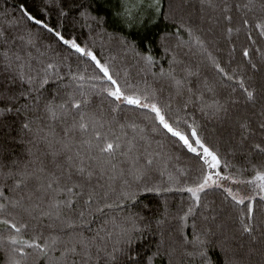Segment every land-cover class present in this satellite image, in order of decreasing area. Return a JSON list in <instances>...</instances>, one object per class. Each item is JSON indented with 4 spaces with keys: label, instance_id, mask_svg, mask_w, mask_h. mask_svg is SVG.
<instances>
[{
    "label": "snow or ice",
    "instance_id": "1",
    "mask_svg": "<svg viewBox=\"0 0 264 264\" xmlns=\"http://www.w3.org/2000/svg\"><path fill=\"white\" fill-rule=\"evenodd\" d=\"M49 3L61 18L56 25L19 8L67 55L40 44L31 30L9 35L0 28V249L7 248L8 264H153L155 258L172 264L178 250L213 264L214 248L231 254L225 264H239L232 242L243 237L250 251L258 243L264 254V216L257 217L258 205L264 211V45L253 39V32L264 38V0H200L201 11L209 10L200 24L185 19L179 0H150V13L141 11L142 0H125L115 13L125 28L161 19L175 25L158 37L169 65L159 72L150 43L141 51L120 36L124 55L143 65L138 79L116 56L98 52L95 41L63 33L62 20L70 16L90 31L106 22L90 0ZM242 32L248 43L236 61ZM221 42L228 45L223 63L214 54ZM193 46L213 69L211 79L180 58ZM147 74L167 82V95ZM196 110L214 127L192 115ZM153 133L171 140L190 163L170 167L179 157ZM13 144L23 147V157ZM142 193L163 198L160 215L131 210ZM170 193L187 194L174 217L178 238L166 231ZM147 234L157 237L148 254Z\"/></svg>",
    "mask_w": 264,
    "mask_h": 264
},
{
    "label": "trees",
    "instance_id": "2",
    "mask_svg": "<svg viewBox=\"0 0 264 264\" xmlns=\"http://www.w3.org/2000/svg\"><path fill=\"white\" fill-rule=\"evenodd\" d=\"M90 2L93 9V14L104 17L106 22L101 26L93 24L90 31L88 27L82 26V21H77L74 23L71 16L68 18H63L62 31L65 35H75L80 40H87L90 44L95 41V47L98 52H102L104 55L111 54L116 56L117 62L121 63L134 79L145 76V72L142 70L143 65L142 63L137 62L136 58L130 55H124L119 43L120 36H126L130 40H135L141 51H143L145 47H148L150 43L151 54L158 61V65L153 69V71L159 72L160 67L168 69L169 65L167 59L163 58V52L160 49L158 37L163 33L174 32L175 25L173 22L164 21L161 19L155 24H145L143 26H137L128 29L123 26L120 19L115 15L116 12L120 11L121 5L125 2V0H90ZM128 2L131 3L133 0H128ZM142 2L145 7L141 9V11L150 13V9L147 8L150 0H142ZM166 2L167 0H165V4ZM179 2L184 5V16L185 19L189 21V23L200 24L201 16L206 18V16L209 14L208 9H204L203 12L201 11L200 0H179ZM229 2L235 4L240 2V0H229ZM21 4H23L24 7L33 15L37 16L38 18L45 19L52 25H56L58 20H61V18L58 16L55 4L49 3V0H0V28H4L9 35H15L31 30L34 35L39 37L40 44H51L57 52L67 55L68 53L64 47L56 42L55 38L51 34L42 30L39 26L34 25L23 16L19 8ZM42 9H46L48 14L44 15V13L41 11ZM233 15L236 20H239L240 14L235 12V10H233ZM203 26L207 27V24L205 23ZM181 37L185 40L188 39L186 33L183 32L181 33ZM235 39L237 43L235 59L236 61H240L242 59L240 55V47L241 45H246L248 42L246 41L243 32ZM253 39L257 41V47L264 45V38H260L256 32H253ZM142 40L145 41L144 44H141ZM171 42L173 44L175 43L174 37L171 39ZM219 47L223 50L220 52H214V54L219 56L221 62L223 63L227 60L228 45L221 42ZM184 53H187V55H184ZM180 58L184 60L185 64L191 65L194 69L197 65H200L201 78L208 77L211 79L214 76L213 69L207 65V61L204 59L203 55L198 52L196 47L193 46L191 49L187 47L183 48L181 50ZM75 63L76 61L73 59V64L75 65ZM233 66H235V64H233ZM181 67L182 66H176L178 73H180ZM89 71H91V67H89ZM146 78L150 83H155L157 87L163 84L165 87V95H167L168 85L166 81H153L151 74H147ZM191 79L193 83H195L196 78L192 77ZM222 95H226V93L222 92ZM99 103V99L94 98L93 107L95 108ZM242 108L243 105L241 104L240 108L237 110H242ZM192 115L201 120V123L204 124L206 128L211 129L214 127L213 122L203 119L198 110L193 111ZM118 118L122 119L123 114H121V116ZM13 120V117H9L7 123H12ZM13 127L18 129V123L13 124ZM15 134L16 133L14 132L13 135ZM151 135L153 136L154 140L163 139L166 147L175 156L179 157L178 160H173L171 162L170 167L174 166L175 168L179 169L190 163V158L186 156L185 153L178 147H174L171 140L164 138L162 134L153 133ZM226 146L227 145H222V150ZM12 148L15 153H19L21 157H23V147L21 145L13 144ZM234 162L239 163L238 160H235ZM162 199L163 198L161 196L153 193H142L139 198V203L131 210L134 212H139L141 215L148 218L160 215L163 212ZM167 199L169 212L172 214L173 218L169 219L166 231L170 232L173 237H177V233L174 231L177 221L174 217L180 212L184 202L187 200V194L170 193L168 194ZM217 204L219 205V199H217ZM145 205L147 207H144ZM257 207V217L259 218L264 216V211L260 210L261 206L258 205ZM218 211H220L219 208ZM218 219H225V217L221 216L218 217ZM93 227H96V225H93ZM228 227L230 228L231 225L229 224ZM186 231L189 233L191 232V221H189V227L186 229ZM156 239V236L147 234V238L143 242V247L146 254L153 250L150 246L155 243ZM252 247H254L256 250L250 251V245L248 243L247 237L237 238L232 242L235 258L239 261V264H264V254H262L260 250V245L257 243ZM210 256L213 264H225L226 260L231 257V254L229 257H226L222 252L214 248L210 251ZM8 260L9 253L7 248L4 247L3 249H0V264H8ZM153 264H168V261L166 259L161 260L160 258H155ZM172 264H198V261L194 258L183 255L182 252L178 250L172 258Z\"/></svg>",
    "mask_w": 264,
    "mask_h": 264
}]
</instances>
